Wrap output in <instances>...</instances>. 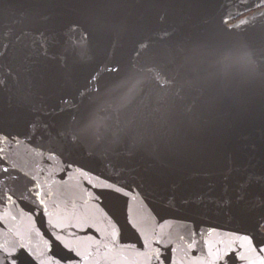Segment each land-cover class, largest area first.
<instances>
[{
  "label": "water",
  "instance_id": "95a60500",
  "mask_svg": "<svg viewBox=\"0 0 264 264\" xmlns=\"http://www.w3.org/2000/svg\"><path fill=\"white\" fill-rule=\"evenodd\" d=\"M249 7L0 0V264H264Z\"/></svg>",
  "mask_w": 264,
  "mask_h": 264
},
{
  "label": "flooded vegetation",
  "instance_id": "af4514ba",
  "mask_svg": "<svg viewBox=\"0 0 264 264\" xmlns=\"http://www.w3.org/2000/svg\"><path fill=\"white\" fill-rule=\"evenodd\" d=\"M239 1H248L250 6L249 9L242 13L241 15L237 16L235 19L227 22V25H232L245 17H252L256 15H264V0H239ZM264 232V228H261Z\"/></svg>",
  "mask_w": 264,
  "mask_h": 264
},
{
  "label": "snow or ice",
  "instance_id": "6c2138e0",
  "mask_svg": "<svg viewBox=\"0 0 264 264\" xmlns=\"http://www.w3.org/2000/svg\"><path fill=\"white\" fill-rule=\"evenodd\" d=\"M116 190L118 191L119 189H116ZM69 227H72V226L70 225ZM255 228H256L257 230H259V229H261V228H264V219H261V220L257 221L256 224H255ZM78 231H86V229H79ZM96 232H98V230L94 229V230H93V233L90 234L92 239H96V235H95ZM70 235L75 236L76 233L73 232V233H70ZM243 239L246 240V241H248V240H249V236H248L247 234H245V235L243 236ZM13 251H14V249H13ZM68 251H69V252H73L74 250L71 249V248H69ZM258 251H259L260 253H264V248H260V249H258ZM227 255H228V254L226 253L225 256H227ZM243 258H244L243 256L240 257V259H243Z\"/></svg>",
  "mask_w": 264,
  "mask_h": 264
}]
</instances>
